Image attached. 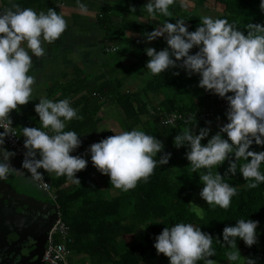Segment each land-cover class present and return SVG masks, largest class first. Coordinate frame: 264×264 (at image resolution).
<instances>
[{
	"label": "clouds",
	"instance_id": "obj_1",
	"mask_svg": "<svg viewBox=\"0 0 264 264\" xmlns=\"http://www.w3.org/2000/svg\"><path fill=\"white\" fill-rule=\"evenodd\" d=\"M77 3L86 11L79 0ZM172 4L173 0H148L142 9L153 16L157 13L170 16ZM259 9L264 13V0H260ZM136 11L134 6L130 9V12ZM67 27L64 15L53 8L37 13L31 7L12 3L11 7L0 10V129H3L0 131V180L30 173L31 178L39 181L47 172L81 184L77 174L87 168L89 161L84 156L72 155L81 147L82 140L75 131L65 130L67 122L79 118L70 99L54 101L42 97L35 104L40 126L19 127L25 149L21 169L12 165L17 153L5 147L7 138L17 137L10 114L32 101L36 82L30 74L33 57H43L42 45L59 40ZM142 35L146 43L164 38L167 44L160 51L153 47L145 49L149 58L146 76L179 69L189 78L198 76L199 88L227 101V123L220 125L216 134H211L209 121V126L200 128L198 133L196 128H184L174 137L177 149H188L185 158L203 185L200 197L209 206L227 209L237 194V187L225 182L226 177L235 176L239 169L248 189L264 183L261 171L264 151L250 150L254 144L264 147V24L249 22L242 31L227 19L203 16L195 31H189L186 21L178 19L175 24L167 22ZM174 75L179 76L180 71ZM205 140L207 143H202ZM87 154L97 171L110 178L111 187L123 191L135 188L142 179L147 180L157 164L167 165L172 155L164 152V144L156 136L138 129L93 143ZM226 161L228 167L223 176L219 171L213 172L214 166L224 165ZM188 205L199 215L200 206ZM258 228L259 221L241 218L223 229L222 244L228 249L225 256L230 264H257L256 259L241 258L238 242L243 241L249 248L256 245ZM214 240L221 242L201 227L178 222L165 227L155 237L154 248L158 255L168 258L169 264L200 261L216 264L210 259L216 256Z\"/></svg>",
	"mask_w": 264,
	"mask_h": 264
},
{
	"label": "trees",
	"instance_id": "obj_2",
	"mask_svg": "<svg viewBox=\"0 0 264 264\" xmlns=\"http://www.w3.org/2000/svg\"><path fill=\"white\" fill-rule=\"evenodd\" d=\"M197 1L204 4L207 0ZM147 2L112 0L111 4L101 8L99 22L105 33L103 55L114 53L115 58H104L103 72L96 75L93 83L89 84L86 76L78 75L75 81L54 92L60 94L55 101L70 99L77 110L79 118L70 121L65 130L75 131L81 136L89 161L87 168L77 174L81 184L72 183L66 176H56L55 179L45 176L58 191L57 202L62 218L71 228L74 240L70 246L73 255L85 256L88 264H169L167 257L157 254L155 237L165 227L185 222L201 227L214 239L219 237L221 242L214 240L212 245L216 256L210 259L216 264H230L225 256L228 249L222 244L223 229L241 218H250L259 221L258 243L249 248L239 241L241 258H253L257 264H264V183L248 189L238 169L235 176L225 178V182L237 187V194L229 208L209 206L199 195L203 187L199 175L192 171L190 162L185 158L188 149L174 146V137L184 128H196L198 133L200 128L209 126V121L211 124L220 120L227 123V101L199 88L198 76L189 78L179 69L139 77L143 80L137 89L126 87V78L134 79L136 74L148 71L145 69L149 59L146 48L160 51L167 47L164 38L151 42L152 46L146 44L143 33H150L167 22L175 24L178 19L186 21L189 31H195L201 19L179 0H173L169 6L170 16L160 13L153 16L142 9ZM216 2L224 6V14L218 18L227 19L239 30H246L249 22L264 24V13L259 9L260 0ZM133 6L136 12H130ZM107 47H115L117 51L106 52ZM195 51L197 49H193ZM127 59L130 63L125 62ZM175 71H180V75H174ZM121 72L124 77H120ZM106 104L119 108L121 130L138 129L156 136L163 142L164 152L172 154L167 165L157 164L147 180L138 181L136 187L128 191L111 187L110 178L97 171L87 154L93 143L120 133L118 130L117 133L114 130L99 132V115ZM171 115L181 119L174 125L164 126L163 120ZM218 131L211 129V134ZM202 143L206 144L207 140ZM250 150L260 152L264 151V147L254 144ZM162 155L158 154L157 159ZM227 167L226 161L224 165L214 166L213 172L219 171L223 176ZM261 171L264 172V165ZM69 183L72 185L63 189ZM9 189L13 188L9 186ZM198 200L202 203L199 215L188 205ZM134 237L138 240L133 241Z\"/></svg>",
	"mask_w": 264,
	"mask_h": 264
},
{
	"label": "crops",
	"instance_id": "obj_3",
	"mask_svg": "<svg viewBox=\"0 0 264 264\" xmlns=\"http://www.w3.org/2000/svg\"><path fill=\"white\" fill-rule=\"evenodd\" d=\"M111 1L79 0V3L86 8V11H82L77 0H67L65 7L60 6L58 0H0V10L11 7L12 3H18L22 7H31L37 13L40 11L47 12L48 8H53L57 12H61L68 22V27L59 40L42 45L45 48V55L40 58L33 57V67L30 74L35 76L36 82L33 85L32 101L27 105L19 106V111L14 110L10 114L13 125L19 133L22 132L19 127L40 126L39 117L35 112V104L39 103L42 97L55 101L60 94L56 95L54 92L75 81L78 75L86 76L90 81L89 84H91L96 75L103 72L105 60L102 46L105 33L100 28L99 17L101 8L111 4ZM125 62L130 63V59ZM121 117L118 107H111L106 104L99 115V132L114 130L117 133L116 127L121 122ZM68 124L69 122H67L66 127ZM44 130L47 131V129ZM72 155H81L87 159L86 147L81 145ZM12 165L16 169H21L15 158L12 160ZM44 175L49 179H55L57 176L55 173L47 172H44ZM8 177L11 181L18 182L21 187L34 186L27 174L9 175ZM3 184L9 187L6 183ZM71 185L72 183L66 184L63 189ZM79 257L88 264L85 256Z\"/></svg>",
	"mask_w": 264,
	"mask_h": 264
},
{
	"label": "built area",
	"instance_id": "obj_4",
	"mask_svg": "<svg viewBox=\"0 0 264 264\" xmlns=\"http://www.w3.org/2000/svg\"><path fill=\"white\" fill-rule=\"evenodd\" d=\"M60 6L65 7L67 0H58ZM106 52H116L117 48L107 47ZM204 118V116H202ZM181 119L180 116L171 115L163 120L164 126L174 125ZM168 121V123H165ZM13 127H15L13 125ZM3 131V129H0ZM16 135L9 137L5 141V146L10 151H15L17 153L15 159L19 162L20 167L24 159V146L23 138L21 137L19 131L16 129ZM43 172V170H41ZM31 180V182L36 185L41 191H43L49 199L56 204L58 211V219L52 228L48 232L45 252L43 256V263L45 264H72L71 259L73 258V252L70 246L74 243L73 237L71 235V228L68 224L63 221L61 208L58 204V191L52 187L51 182L45 178L43 174L42 180H34L30 177V173H26Z\"/></svg>",
	"mask_w": 264,
	"mask_h": 264
},
{
	"label": "flooded vegetation",
	"instance_id": "obj_5",
	"mask_svg": "<svg viewBox=\"0 0 264 264\" xmlns=\"http://www.w3.org/2000/svg\"><path fill=\"white\" fill-rule=\"evenodd\" d=\"M3 180L7 185H9L11 188H13L17 192V194L19 195L18 197L19 201L22 195H26L30 199H34L35 202L39 201L42 204H47V203L49 204L48 202V200H50L49 197L33 183L32 184L35 186V188L28 189L31 187L26 186V188H23L20 185H18V182L11 181L9 177ZM8 195L9 194H6L5 197L9 198ZM27 198L25 199L26 201H23V202L29 208L28 210L32 212L35 208H37V206H35L33 200H30ZM6 201L8 200L6 199ZM13 201L17 202L15 199ZM14 208L15 210L7 206L5 207V209L3 207V210H2L0 207V227L3 226V222L5 221L7 222L14 221L16 223V220H20V219L26 220L29 217L31 220L33 218V216H30L29 212L23 211L22 208H16V207ZM13 211H15V213ZM48 213L49 215H52L53 211H49ZM15 214L19 215L20 217L19 216L17 217ZM5 229L6 231H2V229H0L2 233L5 232V234H8V236H6V238L3 239V241L0 244V260L1 261L5 262V260L7 259L6 261L7 264H12L13 262L15 264H29L30 260H28V256L31 254L37 255L38 252L40 253L43 250L44 242L39 243L37 245V241L35 238L36 235L34 237L28 236V238H26L27 236L25 237L23 235L21 236L22 239L18 241V238L15 235L14 226L11 227V225L8 224V226H6ZM19 232H24V231H21L20 229Z\"/></svg>",
	"mask_w": 264,
	"mask_h": 264
},
{
	"label": "water",
	"instance_id": "obj_6",
	"mask_svg": "<svg viewBox=\"0 0 264 264\" xmlns=\"http://www.w3.org/2000/svg\"><path fill=\"white\" fill-rule=\"evenodd\" d=\"M4 182L2 180H0V207L3 210V207L5 209V207H11L13 208V210H15L14 207L16 208H22L23 211H27L30 213V216H33V218L30 220V217L26 220L24 219H20V220H16V223L14 221H10V222H3V226L0 227V229H2V231H6V226L11 225V227H15V235L18 238V241L22 239L21 236H27L26 238H28V236L30 237H34L36 235V241H37V245L39 243L44 242V248L43 250L37 255H29L28 256V260H30L29 264H45L43 263L42 259L44 256V252H45V247H46V242H47V237H48V232L49 230L52 228V226L55 224V222L58 219V211H57V207L56 204L53 203L51 200H48L49 204H42L39 201H34V199H30L28 196L26 195H22L20 197V201H19V195L16 194V191L14 189H9V187L5 186L3 184ZM11 191V192H10ZM6 194H9L8 197L6 198ZM28 197V198H27ZM17 201H13L14 199ZM18 198V200H17ZM30 199L34 201L35 206H37V208H35L32 212L29 211L28 207L26 206V204H24L23 201H26L25 199ZM6 199L8 201H6ZM49 211H53L52 215H49ZM15 213V211H13ZM17 217L19 215L15 214ZM20 217V216H19ZM21 224V225H20ZM21 229V231L24 232H19V230ZM6 236H8V234L2 233L0 231V244L3 241V239L6 238ZM17 241V242H18ZM3 244V243H2ZM39 250V249H38ZM7 259L4 261L0 260V264H7L6 263ZM13 262V261H11ZM12 264H15L14 262Z\"/></svg>",
	"mask_w": 264,
	"mask_h": 264
},
{
	"label": "rangeland",
	"instance_id": "obj_7",
	"mask_svg": "<svg viewBox=\"0 0 264 264\" xmlns=\"http://www.w3.org/2000/svg\"><path fill=\"white\" fill-rule=\"evenodd\" d=\"M179 2L184 3L189 10H192L194 12L195 15H197L198 17L202 18L203 16H211L214 19L218 18L220 16H222L224 14V6L217 3L216 0H207L204 4H199L197 0H179ZM146 44H150L152 46V43H146ZM114 53H110L108 56L107 55H103V57L107 60H113L115 58V56H113ZM147 73V72H146ZM125 74L123 72H121L120 77H124ZM151 76V75H148ZM145 78L147 77L145 75L144 72L136 74L134 76V79H136V81L132 78H126V87L127 89H137L142 80L143 79H138V78ZM142 87V86H141ZM224 124V122L222 120L220 121H216L214 123H212L210 125L211 129L213 130H218L219 126ZM118 127H116L120 133L123 132V130H121V128L119 127V125H117ZM28 189H33L35 188L34 186L30 185ZM23 188H25L23 186ZM196 205L201 206V200H198L197 202H195ZM133 241H137L138 237H134L132 239ZM155 262V261H154ZM71 263L72 264H86V261L83 258L75 257L73 256V258L71 259ZM147 264H151V262L147 263Z\"/></svg>",
	"mask_w": 264,
	"mask_h": 264
}]
</instances>
